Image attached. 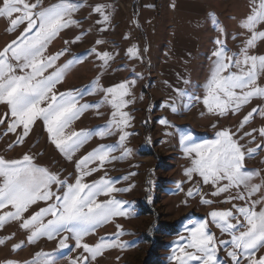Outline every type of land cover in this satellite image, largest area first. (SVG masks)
<instances>
[{
    "label": "rangeland",
    "instance_id": "obj_1",
    "mask_svg": "<svg viewBox=\"0 0 264 264\" xmlns=\"http://www.w3.org/2000/svg\"><path fill=\"white\" fill-rule=\"evenodd\" d=\"M222 1L206 6L204 14L198 15L173 12L172 9L157 11L158 3L163 0H140L138 10L133 9L134 12L127 10L132 9L131 1L122 2L121 12L126 17L122 21L120 44L126 52V59L122 61L119 55H113L107 66H102L103 62L91 50L94 49L96 53L108 52L112 57L111 34L103 36L95 33L91 8H78L72 13L71 18L79 23L62 30L48 43L43 53L45 59L56 53H64L53 67L44 72V76L52 74L69 61H76L65 72L62 81L55 85L53 92L73 91L79 97V105L92 106L65 129L66 135L82 130L93 133L72 154L71 160L51 142L42 119H37L31 125L29 135L22 144L16 143L22 128H17L15 133L7 132L12 118L10 115L6 117L10 111L8 106L0 104V119H6V123L0 124V157L6 160H19L27 154L32 157L35 166L46 168L60 180L74 184L81 175L76 167L77 161L100 146L112 148L109 160L102 166L97 160L82 169H98L84 176L82 182L90 185L103 178L117 189L129 188V191L110 194L125 202L122 207L129 214L112 217L86 235L83 242L89 245L123 244V247L106 248L95 260L89 256L88 264H178L174 254L179 255L178 249L188 244L189 230L199 223L208 224V230L215 235L217 242L230 240L228 233L222 232L211 222V211L233 209L235 213L234 205L247 207L264 195L262 191L245 200H230L229 197L238 194L246 195V190L241 187L213 196L216 186L211 182L205 184L195 172L191 178L186 175V170L193 167L196 158L195 153L189 155L186 149L217 139L216 134L221 130L235 132L236 138L245 132H252V136H244L239 140L245 150L264 145V137L259 135V130L264 128V115L253 114L249 123L240 128L244 116L253 108L264 109V97H254L238 111H230L223 116L217 115L215 111L209 112L203 103L216 60L214 52L221 47L217 40L222 42L228 55H239L252 35L242 25L260 3V0ZM26 2L35 3L36 0ZM59 2L41 0V7ZM127 15L131 16V20L135 17L137 22L129 21ZM9 27L10 20L0 18V50L20 37L26 24L14 31H9ZM256 30L264 31V23L259 24ZM76 37L80 39L73 43ZM97 41L102 43L97 44ZM131 49L137 50L136 56L130 55ZM249 54L264 55V40H258L255 47L249 49ZM116 61L119 64H115ZM12 63L15 64V61ZM230 71L237 69L232 68ZM16 74L23 73L17 69ZM96 81L98 84L93 87ZM122 82H127L130 88V95L125 99L133 101L122 109L132 117L130 126L125 129L131 135L123 147L119 141L121 133L115 127L111 129L110 135L106 134L104 138L99 135L111 126L115 111L106 102L105 93L99 89H107ZM257 83L264 87V74ZM86 87L93 94H87ZM173 105L176 111H173ZM44 106L46 104L41 105ZM164 119L168 121L167 125L161 123ZM253 129L256 131L253 132ZM186 136L191 139L185 140ZM10 144L14 146L9 148ZM123 148L130 149L131 153L121 158ZM245 168L258 173L253 177L252 184H264V149H257L253 157L246 158ZM226 183L222 181L221 185ZM51 190L62 194L66 189L53 184ZM189 190H192V196L188 195ZM202 198L212 203H202ZM109 199L110 196L104 194L96 197L97 202ZM52 203H55L54 198L37 201L28 207L20 220L9 221L0 227V240L4 241L0 243V264H33V261L36 264H45L46 261L47 264H72L89 255L82 248L75 247L72 238L65 241L66 247L60 246L63 237H71L68 232L62 231L52 239L41 236L33 243L28 242L30 231L21 227L23 219L30 218ZM262 208L264 203L255 206L257 212ZM11 211L14 209L8 206L0 209V215ZM48 219L52 217L46 216L44 223ZM20 244L23 247L13 250L14 245ZM229 250H232L231 246L225 247L218 243V260L232 264L231 258L227 256ZM38 253L42 255L38 257ZM260 256H264V248L255 252L256 258Z\"/></svg>",
    "mask_w": 264,
    "mask_h": 264
},
{
    "label": "snow or ice",
    "instance_id": "obj_2",
    "mask_svg": "<svg viewBox=\"0 0 264 264\" xmlns=\"http://www.w3.org/2000/svg\"><path fill=\"white\" fill-rule=\"evenodd\" d=\"M79 7L81 5L74 0H60L59 3L48 7H41V0H36L35 3H28L26 0H0V18L10 20L9 31H14L20 25L26 24L21 36L0 50V104L8 106L10 111L6 117L10 115L12 118L7 132L15 133L17 128H22V134L16 141L22 144L24 138L29 135L31 125L37 119H42L51 142L69 160L93 133L82 130L66 135L65 129L85 109L92 106L79 105V97L73 91L59 94L53 92L55 85L62 81L65 72L76 61H69L52 74L44 76V72L53 67L55 61L64 53H56L46 59L43 53L48 43L62 30L79 23L71 18L72 13ZM94 11L102 16V21L97 23H107L110 20V15L105 14L104 5H97ZM261 23H264V0H260L258 8H253L242 25L252 35L246 40L239 55H228L222 42L217 40V44L221 47L214 52L216 60L207 83V94L203 99L209 112L215 111L217 115L223 116L230 111H238L254 97H264V87L257 83L260 76L264 74V55L249 54V49L254 48L258 40H264V31L256 30ZM79 39L80 37H76L73 43ZM100 43L102 41H97V44ZM91 51L103 62L102 66H107L112 58L108 52L96 53L94 49ZM129 52L132 56L137 55L135 49ZM13 61L15 64L12 63ZM232 68L237 71H230ZM17 69L23 74H16ZM97 84L98 81L94 82L93 87ZM85 91L87 94H93L87 87ZM99 91L105 93L106 102L115 109L111 126L99 135L104 138L106 134L110 135L111 129L115 127L121 133L119 141L123 147L125 140L131 135L125 129L130 126L132 117L122 111L133 102L125 99L130 95L129 84L122 82L107 89L100 88ZM42 104L46 106L41 107ZM173 111H176L174 105ZM253 114L264 115V109L253 108L244 116L240 124L241 129L249 123ZM4 123L6 119H0V124ZM161 123L167 125L168 121L164 119ZM255 131L253 129V132ZM216 135L217 139L213 141L196 144L186 149L189 155L195 153L196 157L193 160V167L186 170V175L191 178L195 172L203 178L205 184L211 182L216 186V191L212 192L213 196H219L233 188L242 187L246 190V195L238 194L229 197L230 200H245L264 191V184L251 183L258 173L245 168L246 158L253 157L257 149H264V145H258L257 149H244L239 140H242L244 136H252V132H245L239 138H236L235 132L228 130H221ZM259 135L264 137V128L259 130ZM190 139L191 137H185V140ZM13 146L10 144L9 148ZM111 151L112 148L109 146H100L77 161L76 167L81 175L77 177L74 184L60 180L46 168L35 166L32 157L27 154L19 160H6L0 157V209L8 206L14 209L0 215V227L9 221L20 220L28 207L37 201H49L54 198L55 203L40 209L30 218L23 219L21 227L30 231L29 243L35 242L41 236L52 239L62 231L68 232L71 237H63L60 246L66 247L65 241L72 238L75 240V247L82 248L84 253L89 254L84 256L82 261H73L72 264H88L89 256L95 260L106 248L123 247V244L89 245L83 242L86 235L111 220L112 217L129 214L122 207L125 202L110 195L117 191H129V188L117 189L110 181L103 178L90 185L82 182L84 176L98 170L93 168L82 171V169H86L89 163L97 160L102 166L109 160ZM130 153V149L123 148L121 158ZM111 159L116 158L111 157ZM222 181L227 183L221 185ZM53 184L66 190L62 194H56L51 190ZM100 194L110 196V199L97 202L96 197ZM188 195H193L192 190H189ZM202 203L210 204L212 201L202 198ZM258 203H264V195L260 200H253L247 207L234 205L233 208L238 215L233 209L211 211L209 214L211 222L222 232L228 233L230 240L217 242L215 235L208 230V224L199 223L189 230L188 244L178 249L179 255L174 254V259L178 261V264H190L193 261L197 264H226L217 258L219 243L225 247L231 246L232 250L227 251V256L231 258L232 264H242V261L244 264H264V256L255 257V252L264 248V208L257 212L255 206ZM46 216H51L52 219L44 223ZM233 220L236 222L232 223ZM0 243L4 241L0 240ZM21 247L23 244L14 245L13 250ZM186 249H192V251ZM41 255V253L37 254L38 257ZM33 264L36 262L33 261Z\"/></svg>",
    "mask_w": 264,
    "mask_h": 264
},
{
    "label": "crops",
    "instance_id": "obj_3",
    "mask_svg": "<svg viewBox=\"0 0 264 264\" xmlns=\"http://www.w3.org/2000/svg\"><path fill=\"white\" fill-rule=\"evenodd\" d=\"M131 1L134 5V10H138V5L140 0H97V1H86L80 0L76 1V3L80 4L81 9L91 8V15L93 18L94 23V31L97 35H107L111 34L109 37L112 36L110 40V44L112 45V58L119 55L121 60L124 61L126 59V52L123 46L120 44L122 43V21L126 17L121 12V4L122 2ZM218 1V2H217ZM222 3V0H163V2L158 3L157 11L168 9L169 11L174 12H181L187 14H204V10L208 5H214L215 3ZM97 5H104L105 6V14L110 15V20L107 23H97L98 21H102V16L95 12L94 9ZM133 10V12H134ZM212 10V8H211ZM216 13V12H215ZM123 16V17H122ZM129 21L131 20V16L127 15ZM108 36V35H107ZM126 49V48H125ZM113 61V59H112ZM121 61V62H122ZM116 61L115 64H119Z\"/></svg>",
    "mask_w": 264,
    "mask_h": 264
},
{
    "label": "built area",
    "instance_id": "obj_4",
    "mask_svg": "<svg viewBox=\"0 0 264 264\" xmlns=\"http://www.w3.org/2000/svg\"><path fill=\"white\" fill-rule=\"evenodd\" d=\"M123 9H125V6L123 7ZM133 9H134V5H133V3H132V9H127V10L132 11ZM158 11H160V10H158ZM133 21H135V17H134ZM135 22H137V20H136ZM144 50H145V49H144Z\"/></svg>",
    "mask_w": 264,
    "mask_h": 264
},
{
    "label": "bare ground",
    "instance_id": "obj_5",
    "mask_svg": "<svg viewBox=\"0 0 264 264\" xmlns=\"http://www.w3.org/2000/svg\"><path fill=\"white\" fill-rule=\"evenodd\" d=\"M131 5V4H130Z\"/></svg>",
    "mask_w": 264,
    "mask_h": 264
}]
</instances>
